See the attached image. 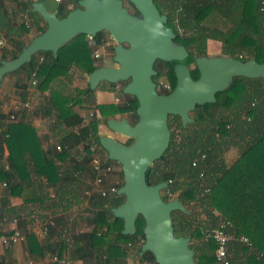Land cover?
I'll return each instance as SVG.
<instances>
[{
  "label": "trees",
  "instance_id": "obj_1",
  "mask_svg": "<svg viewBox=\"0 0 264 264\" xmlns=\"http://www.w3.org/2000/svg\"><path fill=\"white\" fill-rule=\"evenodd\" d=\"M77 1L71 0L72 8L76 7ZM154 2L161 13L167 14V24L177 34L175 40L188 49L189 56L185 63L189 64L194 56L206 53V41L209 38L222 43L224 54L243 58L255 55L257 61L264 60V0H154ZM69 10L61 9L60 17H64ZM87 37L86 34L81 33L70 39L59 48L57 58H54L50 51H39L30 61L13 72L24 70L30 76L34 71L37 88L40 91L49 88L51 81L66 74L73 64L85 72H90L95 65L91 58ZM102 38V32H98L94 39L100 42ZM16 45L9 58L16 57L24 42ZM3 57L6 56L3 55ZM38 57L42 59L38 60ZM162 62L167 66L165 75L169 89L164 92H168L175 86L173 66L176 62ZM159 73L153 76L155 81ZM192 76L198 77L196 69L192 71ZM119 83L121 87L124 84V82ZM50 92L51 110L57 112V117L65 120L67 124H76V114L71 107L81 102L84 89H77L75 96L72 97L54 89ZM136 105L137 101L133 98L125 106L99 105L98 108L103 120L106 121L109 115L123 111H131L136 118L134 113ZM191 115L194 121L186 127L181 125L178 116H169L168 125L171 130L169 146L163 156L153 162L147 174V181L154 184L168 180L169 185L161 191L164 200L171 199L175 193H178L177 197L187 209L190 208L191 203H196L203 209L209 217L207 226L193 227L190 222L191 214L173 211L174 230L179 231L177 235H190L191 238L198 239L200 244L194 246L191 243V246L194 248V258L199 264H219L214 256L216 243L207 236V228L211 229L221 220L213 214L212 195L214 191L219 190L227 198L236 196L223 180V176L227 173H231L243 182H250V175L239 163L229 168L225 162L224 153L232 147L237 148L240 157L264 176V79L235 77L227 89L216 93L215 102L197 105ZM4 116L5 113L0 112V125H4ZM97 121V119H91L88 126L81 129L79 136H75L72 132L68 135H72L76 141L86 142L87 148L90 144L87 140L89 134L94 133L95 140L98 141ZM24 125L27 124L15 122L5 125L8 126L7 130L13 132L12 136L7 138V146L10 150L11 168L15 170H19L20 164L25 166L24 162L18 161V156L24 153V149L16 146L20 141L15 131L16 128H22ZM173 126L178 128L179 138ZM202 154L204 157H201ZM64 155H67V152L63 151L62 156ZM194 158H197L196 165H192ZM88 160L86 156L84 161L73 166V170L81 174L89 168ZM107 162L120 166L116 161L107 160ZM33 163L35 167L38 164L36 161ZM43 165L56 170V166L50 160L44 161ZM36 170L41 171L39 166ZM43 173L47 175L46 172ZM9 175L10 171L5 170L1 165L0 180L6 183ZM119 178L117 187L122 183L121 170ZM6 201L5 198L0 201V216L2 215L1 206L6 205ZM122 201L123 196L116 193L102 196L95 201L101 209L95 220L106 228L99 234L93 232L90 236L91 243L94 246H106L110 258L120 259L125 256L126 251L119 244L120 242L128 243L138 251L143 240L141 217L136 219L135 234H119L122 229V220L115 218L109 208ZM228 231L233 235L228 244L229 264H264V253L242 243L238 239L240 233L236 228L228 227ZM140 259L154 261L149 252H145Z\"/></svg>",
  "mask_w": 264,
  "mask_h": 264
},
{
  "label": "crops",
  "instance_id": "obj_2",
  "mask_svg": "<svg viewBox=\"0 0 264 264\" xmlns=\"http://www.w3.org/2000/svg\"><path fill=\"white\" fill-rule=\"evenodd\" d=\"M36 1H42L48 10H57L59 14L61 9L71 10L73 6L71 0H0V60L9 59L16 44L24 42L26 45L45 29V21L31 9L32 3ZM103 35L102 40H108L104 32ZM87 40L93 64H103L102 59L106 56L95 59L93 51L98 44L89 37ZM218 50H222V43L207 39L206 53L219 54ZM87 73L73 64L66 74L53 79L49 88L43 91L37 88V82L32 83V72L28 76L24 70L8 72L0 81V112L5 113V116L15 114L16 119L12 123L28 125L15 130L20 141L16 146L24 149L18 161L24 162L25 166L20 164L19 170L11 168L7 146V138L13 132L7 130L4 120V125H0L3 128L0 132V161L2 167L10 171L5 185L0 180V201L2 198L7 200V204L1 206L0 264H29L50 254L63 256L72 264H143L139 250L136 251L128 243H119L126 251L120 259L110 258L106 246H94L91 243V234H99L106 228L95 220L101 211L95 201L102 196L94 189L89 146L86 148V142L76 141L68 133L79 136L81 129L88 126L91 119H97V138L104 134L126 142L123 135L112 132L106 126L98 106H125L133 97L121 92L119 82L112 85L103 81L95 89L88 90ZM51 89L68 97L75 96L77 89H84L81 102L71 107L76 114V124H67L57 117V112L51 110ZM25 102H28L27 106ZM132 115L131 111H123L108 118L126 117L131 121ZM95 137L94 133L87 136L90 144L96 141ZM63 151L67 155L62 156ZM86 156L89 168L77 174L73 166L84 161ZM46 160L52 161L56 170L43 165ZM33 161L38 163L41 171L37 172ZM236 163L245 168L251 177L250 182H243L231 173L225 174L223 180L236 196L227 198L223 192L214 191L211 200L213 214L229 221L240 235L247 236L253 243L251 249L264 253V176L239 154L228 164L229 168ZM112 165L113 171L105 185L118 184L120 180V166L115 163ZM244 176L247 175L244 173ZM14 231H19L24 239L3 242L1 236Z\"/></svg>",
  "mask_w": 264,
  "mask_h": 264
},
{
  "label": "water",
  "instance_id": "obj_3",
  "mask_svg": "<svg viewBox=\"0 0 264 264\" xmlns=\"http://www.w3.org/2000/svg\"><path fill=\"white\" fill-rule=\"evenodd\" d=\"M31 9L42 17L46 27L16 57L0 60V81L39 51H50L57 58L59 48L76 35L95 38L98 32H107L114 42L112 64H95L87 73L88 90L103 81L124 82L121 92L137 101L134 121L126 117L106 120L112 132L131 141L98 136L107 158L118 162L122 172L116 194L122 195L123 201L109 209L122 220L120 235L135 234L136 219L142 218L140 255L149 252L156 264H199L191 236L174 233L172 212L190 211L178 197L163 199L161 191L169 185L168 180L150 184L147 174L169 146L170 115L178 116L186 127L194 121L191 112L197 105L215 102L216 93L227 89L235 77L264 79V60L257 61L255 55H196L193 62L198 77L193 78L191 67L184 62L189 51L175 40L177 34L167 24V14L160 12L154 0H78L64 17L57 10H48L42 1L33 2ZM157 60L176 62L175 86L168 92L158 90L153 80Z\"/></svg>",
  "mask_w": 264,
  "mask_h": 264
},
{
  "label": "built area",
  "instance_id": "obj_4",
  "mask_svg": "<svg viewBox=\"0 0 264 264\" xmlns=\"http://www.w3.org/2000/svg\"><path fill=\"white\" fill-rule=\"evenodd\" d=\"M59 1V0H58ZM93 43L98 44L97 49L93 51V57L95 59L102 58L103 56H108V48H112L111 42L109 40H102L100 42H96L95 39L91 36H88ZM112 50V49H111ZM111 55V54H110ZM42 59L41 57L39 58ZM35 72H32V83L35 84ZM164 87L166 89L169 88L168 84H165ZM25 105H28V102H25ZM92 115V113H91ZM16 116L13 113L7 114L4 117V121L6 124L12 123L15 121ZM3 131L2 126H0V132ZM9 134L7 133L6 136ZM89 151L91 153L90 157V166L94 172V189L100 196H108L113 193H116L117 184L115 183H108L105 185L107 178L111 175L113 171V165L111 162H107L109 160L105 151L102 150V147L99 145L98 142H94L89 145ZM204 157V154L201 155ZM197 164V158L192 160V165ZM0 161V166H1ZM2 184L5 185V181H2ZM228 227H231V223L227 220L221 219L218 224L207 231V236L212 238L215 243L216 247L214 250V256L216 261L219 264H229V256H228V244L229 241L232 239L233 235L228 231ZM1 231V229H0ZM3 242H10L16 240H23L24 236L19 231H14L8 235H2ZM238 239L246 244L247 246L251 247L252 243L249 238L245 235H240ZM29 264H72L70 260L63 256H59L58 254H50L47 257L39 261H30ZM143 264H156L154 261L143 260Z\"/></svg>",
  "mask_w": 264,
  "mask_h": 264
},
{
  "label": "rangeland",
  "instance_id": "obj_5",
  "mask_svg": "<svg viewBox=\"0 0 264 264\" xmlns=\"http://www.w3.org/2000/svg\"><path fill=\"white\" fill-rule=\"evenodd\" d=\"M104 34H105V37L108 38V40L111 42V45L113 46L114 45V42H113V40L110 39V37H108L109 36L108 33L107 32H104ZM108 50H109L108 51L109 55L106 56V57H103V59H102V63L105 64V65L112 64V58H111L112 51H111V48H108ZM218 51H219V54H221V51L222 50H218ZM189 66L190 67H193V62H190L189 63ZM166 68H167V66H165V64L161 60H157V62H156V69L160 72L159 73V76L157 77V82L159 84L160 91H166V90L169 89V88L166 89L164 87L165 84H168L169 85V83L167 81V77L165 75ZM134 120H135V118L132 115L131 116V121H134ZM174 126H173V128H174ZM174 129H175V132H176V134H177V136L179 138L180 135H178V128H174ZM123 139H124V141H131L130 139H127L126 137H123ZM238 154H239V150L237 148H234V147L230 148L228 151H226L224 153L225 162L227 164H230L232 162V160ZM119 182H120V180H119ZM177 196H178V193H175L173 197H177ZM188 210L190 211V214L192 216L191 219H190V222L192 223V226L193 227H195L197 225H202V226H207L208 225L209 217L207 216V214L203 211V209L200 206H198L196 203H191L190 204V208ZM207 230H209V229L207 228ZM174 233L177 235V234H179V231L174 230ZM191 243L194 246L196 244H200L199 241H198V239H196V238H192L191 239Z\"/></svg>",
  "mask_w": 264,
  "mask_h": 264
},
{
  "label": "flooded vegetation",
  "instance_id": "obj_6",
  "mask_svg": "<svg viewBox=\"0 0 264 264\" xmlns=\"http://www.w3.org/2000/svg\"><path fill=\"white\" fill-rule=\"evenodd\" d=\"M102 34H103V32H102ZM103 36H104V35H103ZM205 54H206V53H205ZM156 62H157V61H156ZM156 62H155V64H154V68H155V70L157 71V74H158L159 71L156 69ZM192 62H193V61H192ZM194 69H196V68L194 67V62H193V67H191V74H192V71H193ZM197 72H198V71H197ZM157 74H156V75H157ZM153 80H154V79H153ZM154 81H155V80H154ZM155 82H156V87H157V89L160 90V89H159V84H158V82H157V81H155ZM162 92H164V91H162ZM193 111H194V110H193ZM193 111H192V112H193ZM192 112H191V113H192ZM191 116H192V115H191ZM168 118H169V117H168ZM179 119H180V118H179ZM130 122H132V121H130Z\"/></svg>",
  "mask_w": 264,
  "mask_h": 264
}]
</instances>
